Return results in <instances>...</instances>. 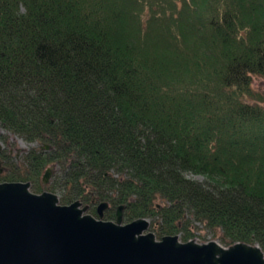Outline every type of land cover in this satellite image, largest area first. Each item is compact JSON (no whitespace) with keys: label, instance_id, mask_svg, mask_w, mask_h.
<instances>
[{"label":"trees","instance_id":"trees-1","mask_svg":"<svg viewBox=\"0 0 264 264\" xmlns=\"http://www.w3.org/2000/svg\"><path fill=\"white\" fill-rule=\"evenodd\" d=\"M264 0H0V125L40 148L2 181L156 238L193 218L264 253ZM49 145V149L41 145ZM57 164L50 183L41 171ZM15 168V169H14ZM189 174L201 175L203 181Z\"/></svg>","mask_w":264,"mask_h":264},{"label":"water","instance_id":"water-1","mask_svg":"<svg viewBox=\"0 0 264 264\" xmlns=\"http://www.w3.org/2000/svg\"><path fill=\"white\" fill-rule=\"evenodd\" d=\"M51 169L42 175L45 184ZM107 207L97 206V218L80 200L61 204L52 191H31L29 181L0 182V264H264L258 244L157 239L147 218L123 223L119 205L116 220H105Z\"/></svg>","mask_w":264,"mask_h":264},{"label":"rangeland","instance_id":"rangeland-1","mask_svg":"<svg viewBox=\"0 0 264 264\" xmlns=\"http://www.w3.org/2000/svg\"><path fill=\"white\" fill-rule=\"evenodd\" d=\"M252 87H253L254 91L257 92L258 98L261 99L260 101L264 105V75H253L252 76ZM4 148H7V150L10 152L11 158H9V161H10L9 163H13L14 166L16 165V167H18V168L20 167V169H24V164H25L24 160H25L26 153L33 148L34 149L40 148V144L36 141H26L25 139H23L18 134H15V133L5 129L4 127H2L0 125V150H2ZM49 148L50 147L45 148L42 145V149L48 150ZM5 164H6L5 160L0 159V167L4 166L3 167L4 171L2 173H0V176L3 175L6 171ZM48 167L52 168L48 183H50L53 176L58 174L59 168H58L57 164H49L47 167H45L41 171V174L38 178V181H42V175H43L44 171L46 170V168H48ZM189 176L191 178L199 180V181L204 180V177L201 175L189 174ZM27 181H29L30 185H32L31 180H27ZM43 184H45V183H43ZM30 190L33 191L31 188H30ZM54 193H56L58 195V198H60V196H61L60 192H54ZM83 205H84V203H81V207ZM102 212H103V218H104V214L107 212V208L103 209ZM84 213H90L91 214V212H89L88 209ZM96 217H98V216H96ZM187 226L189 227V230L191 232H193V236L190 239L194 240L195 242L205 243V242H208L210 240H215L216 242L221 244V242H220L221 232L219 230L214 231V230L206 227L203 223H201L197 220H194L193 218L189 219ZM147 231L153 232V230H151L150 226L147 229ZM177 235H178L179 240H181V233H178Z\"/></svg>","mask_w":264,"mask_h":264}]
</instances>
